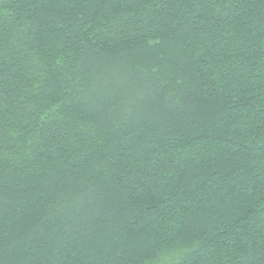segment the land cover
<instances>
[{
	"label": "trees",
	"instance_id": "trees-1",
	"mask_svg": "<svg viewBox=\"0 0 264 264\" xmlns=\"http://www.w3.org/2000/svg\"><path fill=\"white\" fill-rule=\"evenodd\" d=\"M0 264H264V0H0Z\"/></svg>",
	"mask_w": 264,
	"mask_h": 264
}]
</instances>
